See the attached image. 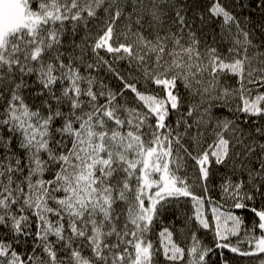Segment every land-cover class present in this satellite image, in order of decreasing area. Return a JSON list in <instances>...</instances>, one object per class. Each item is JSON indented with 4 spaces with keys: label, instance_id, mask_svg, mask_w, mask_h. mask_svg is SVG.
<instances>
[{
    "label": "snow or ice",
    "instance_id": "obj_1",
    "mask_svg": "<svg viewBox=\"0 0 264 264\" xmlns=\"http://www.w3.org/2000/svg\"><path fill=\"white\" fill-rule=\"evenodd\" d=\"M0 264H264V0H0Z\"/></svg>",
    "mask_w": 264,
    "mask_h": 264
},
{
    "label": "trees",
    "instance_id": "obj_2",
    "mask_svg": "<svg viewBox=\"0 0 264 264\" xmlns=\"http://www.w3.org/2000/svg\"><path fill=\"white\" fill-rule=\"evenodd\" d=\"M235 211H237L239 214L244 215L246 218H250L251 217V214L247 213L246 211H242V210H235ZM229 255H231V254H229Z\"/></svg>",
    "mask_w": 264,
    "mask_h": 264
}]
</instances>
